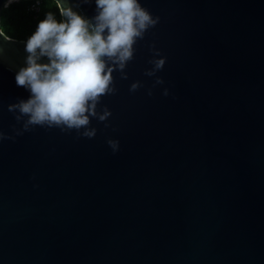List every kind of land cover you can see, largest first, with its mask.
I'll use <instances>...</instances> for the list:
<instances>
[{"label": "water", "instance_id": "95a60500", "mask_svg": "<svg viewBox=\"0 0 264 264\" xmlns=\"http://www.w3.org/2000/svg\"><path fill=\"white\" fill-rule=\"evenodd\" d=\"M139 2L159 22L128 79L113 73L95 137L35 127L0 141V264H264V0ZM78 3L67 0L96 15L94 0ZM5 36L0 131L11 136L21 125L7 107L30 92L15 83L26 41ZM161 57L153 87L144 73Z\"/></svg>", "mask_w": 264, "mask_h": 264}, {"label": "clouds", "instance_id": "9594fccd", "mask_svg": "<svg viewBox=\"0 0 264 264\" xmlns=\"http://www.w3.org/2000/svg\"><path fill=\"white\" fill-rule=\"evenodd\" d=\"M89 2L79 0L82 4ZM94 2L96 15L91 19L73 11L67 0L63 4L57 0L63 19L58 22L49 11L38 22L25 44L26 67L15 76L17 87L28 90L30 98L7 107L21 127L13 126L11 136L0 131V141H14L35 127L58 128L62 133L75 131L80 137L92 139L96 129L90 127L91 120L103 123L111 116L107 107L98 112L97 106L103 97L116 93L114 72L120 74L121 80L128 79L125 69L134 58V46L157 25L159 17L154 18L139 0ZM4 39L10 40L6 36ZM150 50L153 56H161L154 45ZM42 58L48 62H38ZM165 62L163 57L150 60L153 67L144 75L156 77ZM163 84L164 80L156 77L153 87ZM142 86L139 81L134 82L129 91L135 92ZM162 94L167 96L168 90L164 89ZM148 95H152L151 90ZM107 144L113 153L118 151V141L108 140Z\"/></svg>", "mask_w": 264, "mask_h": 264}, {"label": "trees", "instance_id": "16d2710c", "mask_svg": "<svg viewBox=\"0 0 264 264\" xmlns=\"http://www.w3.org/2000/svg\"><path fill=\"white\" fill-rule=\"evenodd\" d=\"M35 0H14L4 6L0 14V29L10 38L27 41L35 32L38 22L51 11L58 22L61 16L54 0H38V11L31 10L30 4Z\"/></svg>", "mask_w": 264, "mask_h": 264}, {"label": "built area", "instance_id": "2783aa9c", "mask_svg": "<svg viewBox=\"0 0 264 264\" xmlns=\"http://www.w3.org/2000/svg\"><path fill=\"white\" fill-rule=\"evenodd\" d=\"M38 5H39V2L38 0H35L33 3L30 4V9L33 10V11H38Z\"/></svg>", "mask_w": 264, "mask_h": 264}, {"label": "rangeland", "instance_id": "374dc122", "mask_svg": "<svg viewBox=\"0 0 264 264\" xmlns=\"http://www.w3.org/2000/svg\"><path fill=\"white\" fill-rule=\"evenodd\" d=\"M10 1H14V0H10Z\"/></svg>", "mask_w": 264, "mask_h": 264}]
</instances>
